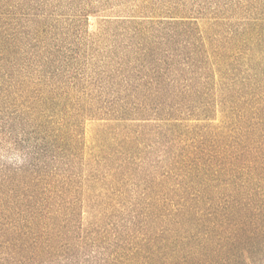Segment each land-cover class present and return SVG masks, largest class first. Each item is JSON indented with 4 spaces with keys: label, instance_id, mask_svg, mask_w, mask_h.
<instances>
[{
    "label": "trees",
    "instance_id": "16d2710c",
    "mask_svg": "<svg viewBox=\"0 0 264 264\" xmlns=\"http://www.w3.org/2000/svg\"><path fill=\"white\" fill-rule=\"evenodd\" d=\"M67 5L0 0V104L16 114L31 110L38 122L57 118L53 141L71 144L80 118L94 113L93 93L109 95L108 106L98 111L119 128L114 137L106 133L112 145L104 144L116 167L114 180L134 165V134L119 132L139 112L136 98L166 106L171 196L165 205L151 198L132 221L136 228L121 234L119 246L100 264H234L262 245L264 0H167L165 21L119 20L112 43L93 52L68 32L78 21L68 25L58 15ZM197 18L206 20L205 30ZM155 44L166 51L152 53ZM190 116L198 117L196 123ZM43 131L50 137L49 125ZM103 132L99 141L107 138ZM21 177L25 183L19 181L16 192L25 193L17 200L0 191V264L70 259L76 250L68 235L79 219L75 201L63 200L64 188L26 196L29 179L42 178ZM8 179L0 189L10 185ZM91 239L84 242L99 245Z\"/></svg>",
    "mask_w": 264,
    "mask_h": 264
},
{
    "label": "rangeland",
    "instance_id": "374dc122",
    "mask_svg": "<svg viewBox=\"0 0 264 264\" xmlns=\"http://www.w3.org/2000/svg\"><path fill=\"white\" fill-rule=\"evenodd\" d=\"M148 1L66 0L68 5L60 8L58 15L64 14L68 25L73 18L78 21L75 25H67L70 29L68 32L71 38L80 36L82 43H87V50L93 52L98 47H107L112 43L111 36L118 28L116 22L119 20L165 21L167 0ZM196 21L201 30L206 29V20L197 18ZM235 23L232 21L230 26ZM71 38H66V42L70 43ZM158 47L159 44H155L152 53L166 51V45ZM157 82L162 83L163 80ZM93 95L97 99L92 108L94 113L82 115L79 127L71 136V144L53 141L51 135L58 128L57 118L53 119L52 124H48L47 118L38 122L31 115V110H24L28 115L22 112L16 114L14 107L0 104V183L6 178L13 179L10 185L0 189L6 194L5 198L14 202L22 193L24 195L25 191L16 192V185L20 181V186H24L21 175L25 173L32 174L33 178H42L36 183L29 179L31 186L26 196L33 194L39 197L38 194L43 191L56 192L64 188L67 191L62 196L63 200L75 201L78 207L79 219L68 235V244L74 246L76 251L70 258L68 250H64L61 253L70 259H56L46 264H100L106 252L119 246L121 234L128 233L129 228H136L132 221H138V214H141L151 198H156L159 205H165L166 197L171 196V192L166 191V146L169 145L166 144L165 104L157 108L160 101L154 98L143 100V95L136 98L139 112L133 113L131 121L126 122L128 126L125 125L119 132L127 134L132 131L134 134V165L123 174L115 175L114 180L110 174L116 167L107 161L110 152L104 144L112 143L106 133L111 131L114 137L119 128L113 126L103 112L98 111L108 106L111 101L109 95L100 98L98 92ZM144 107L146 111H143ZM181 118L186 117L183 115ZM187 118L191 120L190 123H196L198 117ZM219 119L220 113L217 111L214 123H218ZM47 125L52 130L48 133L50 137H46L43 131ZM102 131L107 137L105 141L98 139ZM119 142L117 138L113 143L116 145ZM174 180L175 186L178 179ZM159 220L163 222V219ZM162 225L158 223L156 229L160 230ZM85 237L96 239L99 245L93 247L92 243H85ZM92 239L90 242H93ZM78 244L80 249L76 248ZM234 264H264V243L237 259Z\"/></svg>",
    "mask_w": 264,
    "mask_h": 264
}]
</instances>
